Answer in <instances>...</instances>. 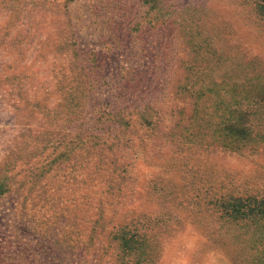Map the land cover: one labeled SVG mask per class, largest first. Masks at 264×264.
Here are the masks:
<instances>
[{
	"label": "rangeland",
	"instance_id": "rangeland-1",
	"mask_svg": "<svg viewBox=\"0 0 264 264\" xmlns=\"http://www.w3.org/2000/svg\"><path fill=\"white\" fill-rule=\"evenodd\" d=\"M263 100L251 0H0V176L14 190L0 264H115L99 241L57 259L63 221L44 232L47 260L29 259L50 214L90 220L72 191L101 208L104 233L145 236L147 259L127 264H264V216L225 213L228 198L264 199Z\"/></svg>",
	"mask_w": 264,
	"mask_h": 264
},
{
	"label": "trees",
	"instance_id": "trees-1",
	"mask_svg": "<svg viewBox=\"0 0 264 264\" xmlns=\"http://www.w3.org/2000/svg\"><path fill=\"white\" fill-rule=\"evenodd\" d=\"M251 3H253V9L254 11L259 15L260 19L264 23V0H251ZM264 101V100H263ZM140 113V116L144 114V111L138 112ZM103 115V113H102ZM101 115V116H102ZM99 116L96 119V122L100 118ZM117 113L111 115V117H116ZM119 119L127 123L123 117L118 116ZM108 118H102L100 121L105 120ZM99 121V122H100ZM239 126H235L234 124L230 125V130L233 132H237V128ZM92 132H89L87 134H90ZM91 136L90 140H96L94 144H98L101 140L95 137V134L93 133L90 134ZM82 141V140H81ZM94 147H97V145H93ZM75 148H77L76 143L72 142V152L75 151ZM100 153V152H99ZM67 155V154H66ZM104 155V154H103ZM62 156V155H61ZM66 157V156H65ZM67 160L62 159L61 161ZM74 164V163H73ZM39 178L37 173H33L31 180L29 183L34 187L37 186V179ZM77 177H73L74 182H80V180H76ZM10 180V178H9ZM20 183L23 182V179L18 180ZM82 183V182H81ZM8 186V181L4 176H0V199L3 198L5 194L12 193L9 190ZM21 188V187H20ZM19 188V189H20ZM31 193V192H30ZM78 193L75 191H72V202L75 208L79 209L82 205H84L88 211L90 209H94L93 212H91V217L89 221H83L82 223H77L75 219H69V218H64V216L61 214H50L49 216L54 215L51 225L43 224L42 223V228H43V233L40 234L36 240L35 244L33 245L32 248H29L32 252H34L33 255H28L29 259H36L35 262H42L44 263L47 260V253L48 250L42 251L44 246H48L49 241H48V234H45L44 232L47 231L49 232L53 227L54 224L53 221H56L57 223L62 222V227L60 230V235L54 240L53 246L56 248L54 249L55 252H51L53 254H57V259L64 258L66 252L72 251V258L76 259L75 255H78L80 250H83L85 252L86 250L91 249L93 246H95V242H104L105 250L104 253L110 252L109 257H111V260L115 261V264H127V259H132L136 261H143V259H147L146 254L143 252V250L140 248L141 242L143 241V234L139 235L136 234V231L129 230L127 227H120L119 229L115 228L114 230H111L109 232L104 233V222H103V211L99 207H92L89 206V196H84L83 195L77 200V197L75 198ZM77 200V201H76ZM38 202L41 204H44L45 207H52L53 206V200L52 197H48L45 195L44 191H36V196L35 198L31 199V203L36 205ZM54 208V206H53ZM226 209V208H225ZM228 209L230 211V214H228ZM86 211V209L84 210ZM248 211V212H246ZM252 214V216H259L263 215L264 216V199L257 200L256 198L249 196L245 198H228V208L225 210V213H227L229 218L236 219L238 217L244 216L245 213ZM93 213V214H92ZM25 225V224H24ZM21 221L14 223L12 228H13V241H11V244H13V248H15V245L17 243V238L19 237V233L24 231V226ZM16 232V233H15ZM98 237H101L100 239ZM33 248H36L33 250ZM79 249V251H78ZM42 251V252H41ZM78 251V252H77ZM50 252V251H49ZM42 253V254H40ZM112 253H115L114 255H111ZM26 252L23 251H12L11 252V258L14 261H26ZM24 256L22 259L20 257ZM35 256V257H33ZM78 257V256H77ZM30 261V260H29ZM73 264V262H72Z\"/></svg>",
	"mask_w": 264,
	"mask_h": 264
}]
</instances>
